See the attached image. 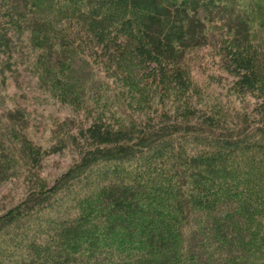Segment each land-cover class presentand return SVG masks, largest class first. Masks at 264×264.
I'll list each match as a JSON object with an SVG mask.
<instances>
[{"label": "trees", "instance_id": "16d2710c", "mask_svg": "<svg viewBox=\"0 0 264 264\" xmlns=\"http://www.w3.org/2000/svg\"><path fill=\"white\" fill-rule=\"evenodd\" d=\"M205 45L229 96L193 76ZM19 56L91 121L49 183L63 144L0 93V181L27 190L0 213V264H264V0H0V87Z\"/></svg>", "mask_w": 264, "mask_h": 264}, {"label": "rangeland", "instance_id": "374dc122", "mask_svg": "<svg viewBox=\"0 0 264 264\" xmlns=\"http://www.w3.org/2000/svg\"><path fill=\"white\" fill-rule=\"evenodd\" d=\"M211 50L213 46L205 45L200 50L199 57L196 55L198 51L189 56L192 62L199 60V66L195 68L193 76L202 84L211 83L209 92L223 98L230 94L227 85L230 78L221 71L219 59L216 58V60L207 53ZM91 66L94 71L99 72L98 75L107 78L106 69L101 62H91ZM13 69H15L14 72H5L6 81L4 86L0 87L3 98L2 108L7 110L18 108L23 111L22 119L13 125L21 129L25 128L26 133L35 143L44 148H50L54 144H63L59 151L44 155L42 160L41 175L52 183L78 158L76 150L68 141L69 134L75 131L76 126L89 124L91 117L89 118L84 111L63 103L53 96L39 82L32 72L30 62L24 57H17ZM209 75L221 77V83L212 80ZM5 121L11 125L7 118ZM26 191V183L20 178L0 181V213L22 199Z\"/></svg>", "mask_w": 264, "mask_h": 264}]
</instances>
